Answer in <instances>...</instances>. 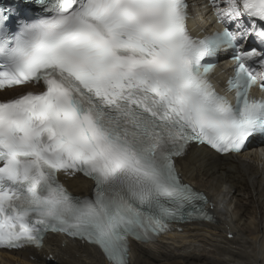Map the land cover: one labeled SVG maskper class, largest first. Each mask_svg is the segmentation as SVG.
Masks as SVG:
<instances>
[{"label":"snow or ice","instance_id":"1","mask_svg":"<svg viewBox=\"0 0 264 264\" xmlns=\"http://www.w3.org/2000/svg\"><path fill=\"white\" fill-rule=\"evenodd\" d=\"M225 3L213 0L216 18L236 30L202 37L189 31L188 0L0 5V248L62 234L129 264L131 241L213 220L177 159L194 144L241 153L264 136V98L250 95L264 90L252 66L264 69V0ZM249 36L259 51L243 48ZM229 50L235 103L210 78ZM78 174L94 182L90 195L61 183Z\"/></svg>","mask_w":264,"mask_h":264},{"label":"bare ground","instance_id":"2","mask_svg":"<svg viewBox=\"0 0 264 264\" xmlns=\"http://www.w3.org/2000/svg\"><path fill=\"white\" fill-rule=\"evenodd\" d=\"M181 171L183 181L194 189H202L195 182L197 178L206 180L208 185L203 187L217 189L216 194L207 193L213 220L157 241H131L129 264H190L189 259L210 264H264V220L252 224L244 219L248 213L250 217L256 215L250 211L253 204L264 202V171L239 158L217 156L204 147L191 151L181 164ZM69 184L80 195L88 196L93 189L91 181L80 178ZM237 196L244 197L237 203L240 212H230L226 201L231 198L233 202ZM261 211L264 214V207ZM200 246L205 248L200 250ZM210 253L224 257L212 258ZM0 264H106V260L97 248L55 234L49 236L42 250L0 252Z\"/></svg>","mask_w":264,"mask_h":264},{"label":"rangeland","instance_id":"3","mask_svg":"<svg viewBox=\"0 0 264 264\" xmlns=\"http://www.w3.org/2000/svg\"><path fill=\"white\" fill-rule=\"evenodd\" d=\"M195 182L197 183V185H200V187L203 189V190H205V191H207V192H209V193H211V194H216L217 193V189L215 188V187H203L204 185H208L207 184V182H206V180L204 179V180H202V179H199V178H197L196 180H195ZM242 198H244L243 196H237V197H235V199H234V201L232 202V201H230V200H228V201H226V205H230V206H232L231 207V209H232V211H234L235 213H238V212H240V209L238 208V206H237V203L239 202L238 200L239 199H242ZM256 200H257V197H256ZM263 207H264V202L263 203H261L260 201H259V203H255V204H253L252 205V207H250V211H252V212H254V214H256L257 216H258V218H255L254 216H256V215H253L252 217H250L251 215L248 213V216L250 217H245L244 216V219H248L247 221L248 222H251L252 224H254V221L256 220H258V219H263L264 220V214H263V212L261 211V209H263ZM237 209V210H236ZM253 218V219H252ZM256 226H253V228H255ZM205 247H199V249L201 250H203ZM207 248V247H206ZM208 250L210 249V250H214L213 248L211 249L210 247L209 248H207ZM210 255H211V257L212 258H216V257H218L220 260L221 259H223L222 257H224V256H222V255H219L218 256V254H217V256H214V255H216L215 253H210ZM33 258V257H32ZM217 258V259H218ZM32 260H34V259H32ZM190 260V264L192 263V262H195V263H199V264H210L209 263V261H201V262H197L196 260H193V259H189Z\"/></svg>","mask_w":264,"mask_h":264}]
</instances>
